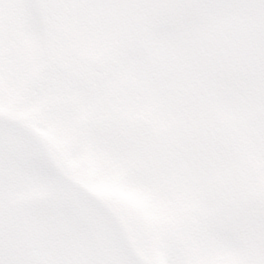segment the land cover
Returning a JSON list of instances; mask_svg holds the SVG:
<instances>
[{
    "label": "snow or ice",
    "instance_id": "1",
    "mask_svg": "<svg viewBox=\"0 0 264 264\" xmlns=\"http://www.w3.org/2000/svg\"><path fill=\"white\" fill-rule=\"evenodd\" d=\"M0 264H264V0H0Z\"/></svg>",
    "mask_w": 264,
    "mask_h": 264
},
{
    "label": "rangeland",
    "instance_id": "2",
    "mask_svg": "<svg viewBox=\"0 0 264 264\" xmlns=\"http://www.w3.org/2000/svg\"><path fill=\"white\" fill-rule=\"evenodd\" d=\"M84 165H87V167H84ZM73 167L75 168H84V172L88 176H92L95 173V166L91 161H77L73 162ZM94 190L101 191L107 195H112L114 194L113 189L111 185L107 183H100V184H95L92 186Z\"/></svg>",
    "mask_w": 264,
    "mask_h": 264
}]
</instances>
